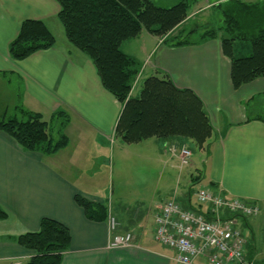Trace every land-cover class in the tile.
I'll return each mask as SVG.
<instances>
[{"label":"crops","instance_id":"0c3cea01","mask_svg":"<svg viewBox=\"0 0 264 264\" xmlns=\"http://www.w3.org/2000/svg\"><path fill=\"white\" fill-rule=\"evenodd\" d=\"M58 11L57 0H0V82L6 81L9 88L11 77L17 78L16 85L21 87L4 107V115L17 105L25 111L41 113L46 117L43 119L62 109L69 115L67 130H71L70 126L78 132L75 146L65 127L68 144L52 154H42L24 151L0 130V206L7 213V218L0 220V264H23L34 254L15 242L14 237L37 231L43 217L61 222L70 231L71 242L61 264H177L174 252L153 238L155 214L176 191L155 204L152 212L143 214L113 208L112 198L104 194L105 190L89 188L91 178H96L101 165H106L107 154L102 147L120 139L115 126L123 104L102 86L92 61L67 41ZM188 18L179 27H185ZM26 19L44 21L53 35L55 27L62 40L15 60L8 54V45ZM121 49L141 64L133 87L147 76L167 75L175 86L188 88L201 99L214 127L203 174L191 177L195 188L174 195L181 205L202 208L198 207L195 189L209 186L260 207V202H264V122L247 119L244 102L264 94V77L233 88L230 59L223 54L217 38L171 46L164 37L142 30L135 38L123 41ZM260 100L261 96L249 101V106ZM97 139L104 144L99 145ZM90 140L92 149L85 154ZM172 142L192 148L189 141L182 139H157L160 150ZM85 169L88 172L84 173ZM75 195L105 205L110 201L116 232H130L132 245L110 248L107 221L87 219L75 202ZM239 223L246 238V257L264 264V238ZM195 264L208 263L199 258Z\"/></svg>","mask_w":264,"mask_h":264},{"label":"trees","instance_id":"16d2710c","mask_svg":"<svg viewBox=\"0 0 264 264\" xmlns=\"http://www.w3.org/2000/svg\"><path fill=\"white\" fill-rule=\"evenodd\" d=\"M195 1L178 0L171 6H159L152 0H57L58 19L67 41L92 61L102 86L123 104L115 126L116 136L122 142L132 144L151 137L182 139L208 154L215 134L201 99L192 90L175 86L167 75L147 76L139 93L131 95L141 64L123 52L121 44L142 30L164 37V42L171 46L217 38L223 54L230 59V78L235 89L264 77V0L218 1L212 8L219 21L210 27L193 25L187 33L179 25ZM186 33L198 36L188 39ZM55 43V36L44 21L26 19L9 42L8 54L21 60ZM260 96L264 94L254 99ZM249 101L244 102L247 119L264 122L252 114ZM68 121L69 115L62 109L45 120L41 113L25 111L17 105L12 115L0 119V130L24 151L52 154L68 144L64 133ZM74 200L87 219L106 220L105 204L81 195H75ZM195 209L202 212L201 208ZM5 218L7 213L0 206V220ZM14 241L34 252L23 264H61L71 234L61 222L43 217L37 231L19 234Z\"/></svg>","mask_w":264,"mask_h":264},{"label":"rangeland","instance_id":"374dc122","mask_svg":"<svg viewBox=\"0 0 264 264\" xmlns=\"http://www.w3.org/2000/svg\"><path fill=\"white\" fill-rule=\"evenodd\" d=\"M152 1L159 6H171L178 0ZM218 1L221 0H196L193 2L189 8L188 23L181 28H184L185 32L188 33L193 25L210 27L217 23L219 15L212 8V4ZM53 32L56 40L61 41V34L55 27H53ZM187 33L185 35H188V39H195L198 36L197 33L191 35ZM10 80L11 86L9 88L6 87V81L0 82V119L4 116L8 118L13 114L14 110L9 108L4 115V107L13 99L14 93L21 91V87L16 85L18 84V79L11 77ZM14 85L16 86L14 87ZM141 85L142 81H139L133 87L132 93L134 95L139 93ZM252 114L264 119V96L261 97L256 106L255 104L252 105ZM70 125L75 126V124ZM67 127V135L71 138L73 145L76 146L78 143V132L72 130L70 126L71 130L68 131ZM90 141L91 143L84 149L86 151L85 154H88L92 149V140ZM96 141L99 145L104 144L101 140L98 141L97 139ZM190 150L192 154L188 164L181 165L179 159L175 157L176 154L174 155L168 150V146L161 150L159 149L155 137L132 144H126L120 139L115 140L114 144L102 147V151L107 154L106 165H101V172L97 174L96 178H91L89 188L93 191L105 190L104 194H108L112 198L113 208H124V211L143 212V214L152 212L155 204L171 196L173 194L172 191L177 192L173 195L180 196L179 193L182 190L191 189L192 192L195 188L196 183L191 182V177L201 175L205 166L203 161L206 154L195 146ZM170 155H174V157L171 159ZM92 170L95 171V169ZM86 172H88L87 169L84 170V173ZM161 172L162 175H159ZM87 177L88 175L85 176L86 180ZM260 203L261 206L257 215L246 217L245 219L239 218L245 229H252L264 238V202ZM260 244H263L262 241ZM259 263L263 264L262 262Z\"/></svg>","mask_w":264,"mask_h":264},{"label":"built area","instance_id":"2783aa9c","mask_svg":"<svg viewBox=\"0 0 264 264\" xmlns=\"http://www.w3.org/2000/svg\"><path fill=\"white\" fill-rule=\"evenodd\" d=\"M169 151L178 153L181 164L189 162L191 152L184 145ZM195 196L202 212L183 208L174 196L163 201L154 218V241L172 249L177 264H195L199 258L208 264H256L246 257L238 218L257 215L258 206L206 186H199ZM107 224L110 248L132 245L131 233H114L117 223L110 209Z\"/></svg>","mask_w":264,"mask_h":264}]
</instances>
